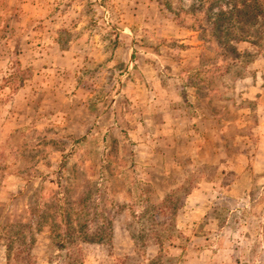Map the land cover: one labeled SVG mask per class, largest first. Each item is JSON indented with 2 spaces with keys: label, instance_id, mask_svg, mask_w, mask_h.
Masks as SVG:
<instances>
[{
  "label": "rangeland",
  "instance_id": "1",
  "mask_svg": "<svg viewBox=\"0 0 264 264\" xmlns=\"http://www.w3.org/2000/svg\"><path fill=\"white\" fill-rule=\"evenodd\" d=\"M194 5L0 0V264H264V52Z\"/></svg>",
  "mask_w": 264,
  "mask_h": 264
},
{
  "label": "trees",
  "instance_id": "2",
  "mask_svg": "<svg viewBox=\"0 0 264 264\" xmlns=\"http://www.w3.org/2000/svg\"><path fill=\"white\" fill-rule=\"evenodd\" d=\"M198 3L199 5H194L193 8H201L205 12L211 11L208 18L214 21L213 30L223 27L225 35L232 34L233 38L228 37L229 41L225 45L234 40L252 44L260 53L264 52V0H198ZM83 205L87 207L85 203ZM68 208L60 209L61 213L57 215L59 221L54 217L51 220L52 223L49 224L52 241L57 242L60 248L72 244L76 238L87 243L93 242V238L88 232L90 227L88 228L85 222L80 223L79 226L74 225L71 208ZM80 215L79 213L77 216ZM40 218L43 223L46 220V215ZM92 222L91 220L90 223ZM25 228L26 226L23 224L4 227V229H8L6 232L7 251L10 254L14 244H17L14 259L31 264V250L35 240L28 238ZM99 241L101 240L99 239Z\"/></svg>",
  "mask_w": 264,
  "mask_h": 264
}]
</instances>
